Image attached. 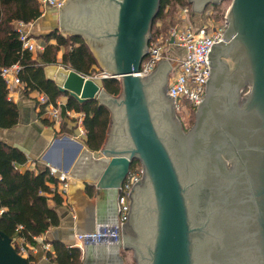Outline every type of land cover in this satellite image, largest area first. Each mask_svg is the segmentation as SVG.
Listing matches in <instances>:
<instances>
[{
	"label": "water",
	"instance_id": "1",
	"mask_svg": "<svg viewBox=\"0 0 264 264\" xmlns=\"http://www.w3.org/2000/svg\"><path fill=\"white\" fill-rule=\"evenodd\" d=\"M110 1L112 41L105 57L90 44L94 34L89 32L92 24L85 19V8L77 10L75 0H66L61 10H53L62 30L88 41L103 70L100 82L114 79L120 84L119 95L112 96L72 69L44 68L46 79L60 93L80 104L96 100L110 116L108 136L99 151L83 149V157L99 169L79 173L74 168L68 173L69 186L77 185L71 178L76 177L83 184L91 182L96 195L105 193L112 199L137 161L144 176L131 192L121 244L139 253L136 264H264V0H231L224 41L238 43V56H225L227 62L214 65L213 48L224 41L214 44L206 96L187 132L175 118V97L166 95L168 80L167 85L165 79L159 82L154 71L139 75L160 0ZM221 1L188 0L198 14ZM96 18L95 25L109 20L105 11ZM163 62L170 72L169 62ZM235 100L242 104L237 107ZM218 104L222 109L217 114L211 110ZM169 138L181 140L184 148L179 154L186 163L176 162ZM226 149H232L236 163ZM200 190L209 194L208 202L201 205L195 199L193 204L191 196ZM92 216L85 233L100 227L95 209ZM134 236L141 249L131 241ZM0 264H28L1 231Z\"/></svg>",
	"mask_w": 264,
	"mask_h": 264
},
{
	"label": "trees",
	"instance_id": "2",
	"mask_svg": "<svg viewBox=\"0 0 264 264\" xmlns=\"http://www.w3.org/2000/svg\"><path fill=\"white\" fill-rule=\"evenodd\" d=\"M185 7L191 9L187 0H160L151 36L163 35L168 14V29L174 26L173 18ZM41 15L36 0H0V73L3 68L18 64L21 68L19 79L26 95L32 92L44 94L52 103H56L61 95L66 96V102L61 107L62 117H65L66 111L81 114L84 144L90 152H97L106 137L110 118L108 110L96 100L80 104L68 94L60 93L54 82L46 79L44 74L46 66L60 65L85 77H95L101 73L94 69L97 61L81 37H64L56 28L43 36L46 44L42 52L23 50L20 35L13 24L34 23ZM101 83L108 94L119 95L120 84L117 80L107 79ZM17 122V107L8 99L6 84L0 76V128L10 129ZM26 162L27 158L22 152L0 142V209L4 210L0 216V231L11 240L19 238L24 244L34 247L37 237L59 224L58 216L49 206V201L62 205L64 194L59 192L62 183L57 176L50 174L49 169L38 170L36 173L20 172L19 167ZM134 164L139 162L135 161L132 166ZM92 192L93 187H85L87 196L91 197ZM46 253L47 258L56 264H81L78 249L55 244L53 251Z\"/></svg>",
	"mask_w": 264,
	"mask_h": 264
},
{
	"label": "built area",
	"instance_id": "3",
	"mask_svg": "<svg viewBox=\"0 0 264 264\" xmlns=\"http://www.w3.org/2000/svg\"><path fill=\"white\" fill-rule=\"evenodd\" d=\"M43 13L46 8H51L56 11L61 10V6L66 0H36ZM190 10L185 7L179 10L178 15L173 18L174 26L169 28L166 35L156 34L150 37L148 43V52L140 64V76H148L158 67L162 61H168L172 69L168 77V91L175 97L174 107L175 113L179 112L183 116H188L191 113L197 112L199 104L206 96V82L210 77V62L209 55L214 44L224 41L225 35V16L224 22L216 26L209 19L208 23H203L202 26L195 27L189 19ZM202 15V13H201ZM209 14L208 17H211ZM213 17V16H212ZM23 23H17L15 30L20 35L22 49L34 53L36 49H43L35 44L34 38L25 31ZM158 28L160 27L157 25ZM172 49L183 50L182 57H171ZM20 66L12 65L1 70L0 76L6 84L9 95L16 88L24 90V85L19 79ZM98 78L103 77L102 73L97 75ZM95 76V77H97ZM93 78V77H90ZM35 93L34 101L38 108L41 117L47 119L52 124L61 122V104L50 102L49 98L44 94ZM30 93V94H32ZM65 117L74 120L80 137H84L81 114L73 111H66ZM50 174L59 178L62 183L59 192L65 195L69 183L68 172H57L55 169H50ZM144 170L142 165L134 164L131 167L127 177L125 178L122 187L116 195V221L113 225L101 226L91 233H81L76 236V242L73 249L80 251V261L84 260V252L89 247H104L107 250H119L120 234L123 231V224L128 222L130 214V195L136 184L143 180ZM4 212L0 209V216ZM12 246L18 255L27 258L28 264H34L29 256L28 249L33 250V247L24 244L22 239L15 238L12 240ZM41 248L45 252L50 251V245L47 242L41 244Z\"/></svg>",
	"mask_w": 264,
	"mask_h": 264
},
{
	"label": "crops",
	"instance_id": "4",
	"mask_svg": "<svg viewBox=\"0 0 264 264\" xmlns=\"http://www.w3.org/2000/svg\"><path fill=\"white\" fill-rule=\"evenodd\" d=\"M191 8L189 15L198 14L194 12L193 6ZM201 18V14H198L190 20L191 24L196 27L202 26ZM194 19H197L199 25L193 22ZM16 24H13L14 29H16ZM174 51L180 52V57L184 55L183 50ZM98 84L102 86L101 82ZM34 97L35 93L26 95L23 90L16 88L9 95V100L17 107L18 122L10 129L0 128V142L18 149L27 158L26 164L19 167V171L36 173L38 170L52 168L58 173H69L76 168L79 173H92L99 169L98 165L96 166L92 161L83 157V149L86 148L84 137H80L74 120L62 117L60 123H50L40 116ZM58 101L65 104L66 96L61 95ZM107 136L108 132H106L105 139ZM80 145L82 148L79 149ZM72 159L74 161L69 171H66ZM71 178L76 180L77 185L68 186L62 205H55L51 200L49 201V206L58 216L59 224L37 237L33 250L29 248L27 251L34 264H56L47 258V253L42 250L41 244L47 242L50 245V252L53 251L55 244L67 248L73 247L76 236L88 232L92 225V209H95L102 220L100 227L113 225L116 221V195L109 199L105 193L96 195L93 188L92 196L89 197L85 194V187H92L91 182L87 181L83 184L78 178ZM118 252L119 250H107L104 247H89L84 252V260L81 264H94L97 260H99L98 264H122Z\"/></svg>",
	"mask_w": 264,
	"mask_h": 264
},
{
	"label": "flooded vegetation",
	"instance_id": "5",
	"mask_svg": "<svg viewBox=\"0 0 264 264\" xmlns=\"http://www.w3.org/2000/svg\"><path fill=\"white\" fill-rule=\"evenodd\" d=\"M196 1L198 3H201L203 0H196ZM75 3L78 6L77 10L79 8H81V9L85 8L86 9L85 19L89 25L92 24L89 28V32L93 33L94 36L90 39V44L102 56H104V57L107 56L109 53V46H110L111 41H112V39L109 38V35L112 32V15H113L112 13H113L114 3L110 0H75ZM206 8H207V6H206ZM206 8L204 10H206ZM103 11H105V13H108L109 20L105 21V22L100 20L101 24L95 25L96 23H98V22H96L98 20V18H96V17L98 15H100ZM95 18H96V21H95ZM237 46H238L237 42L230 43L229 40L227 41V38H226V40L222 44L217 45L213 48L212 55L210 57L211 63L214 65H217L222 61L227 62L225 56H231V57L238 56V54L236 53L237 49H238ZM153 74H154V76H156V78L159 82H162V80L165 79L166 85H167V80L169 77V67L167 68L165 62L159 64V66L155 69ZM165 88H166V86H165ZM243 94H244V92L242 91L241 95H240V100L242 99ZM240 100H235L237 107L242 104V101H240ZM220 106H222V105L218 104L216 107H212L213 109L211 111L214 113L217 112V114L220 113L219 111L222 109ZM209 115H211V112H209ZM197 117H198L197 112H195L194 114L191 113L186 117L187 123L183 124L178 119L177 113H175V118L179 122L180 128L183 132L189 131L194 126ZM169 145L171 146V149L173 150L176 162H179V165H181L180 160H181V162L186 163L187 161L185 160V158L181 154H179V150L181 148H184L183 147L184 145H183V143H181V140L180 139L172 140V138H169ZM224 153L226 155H228L232 161H234V162L237 161L236 160L237 158H236L235 154L233 153L232 149H231V151L226 149V151H224ZM233 169H234V167L231 170V176L233 175ZM225 174H228V172L225 171ZM208 198H209V194L207 192H204L203 190H200L194 196H191L190 202H192L194 204L195 199H196V200H198V201L200 200L202 202L201 205H204L205 202H208ZM143 221H144V218L141 221V223H143ZM131 241L135 242L136 245L138 246V248L141 249L140 248L141 244L138 243L137 237L134 236L131 239ZM133 249L131 250L133 253L132 257L135 259V256H137V257L139 256V253ZM135 261H136V259H135ZM97 262H99V260H97Z\"/></svg>",
	"mask_w": 264,
	"mask_h": 264
},
{
	"label": "rangeland",
	"instance_id": "6",
	"mask_svg": "<svg viewBox=\"0 0 264 264\" xmlns=\"http://www.w3.org/2000/svg\"><path fill=\"white\" fill-rule=\"evenodd\" d=\"M190 4L192 6V3H190ZM230 4H231V0H223L218 6L209 4L207 6L206 10H204L205 12L203 11L204 14H203V17L201 18V22L205 24V23L209 22V19H211L213 21L214 25H216V26L220 25L221 23L224 22V13L228 10ZM191 10H192V8H191ZM43 12H44V14L37 21H35L34 23L25 24V26H24L25 31L28 32L31 37H34L35 44L40 46L41 48H43L41 50L36 49L34 51V53L42 52L44 50L46 42H45V39L43 38V36L47 35L51 30H54L55 28L57 29L58 33L63 35L64 37L70 36V34L66 33L64 30H62V27H60L58 15L56 12L53 11V9L46 8L45 11H43ZM209 14H212L213 17L212 16L208 17ZM169 15L170 14L167 15L166 20H165V24L163 27L164 28L163 29L164 30L163 36L166 34L168 27L170 26L169 21H168ZM177 15H178V13H177ZM195 16H198V14H195ZM195 16L189 15L190 20H192V18H194ZM193 22L196 25H199L197 19H194ZM83 41L88 46V49L90 50V52H92V54L94 55V51L92 50L88 41L86 39H83ZM174 50L175 49H172L170 52L171 57H177V56L181 55L180 52H175ZM59 60H60V57H59ZM57 66H60V65H57ZM94 69H95V71H101V72L103 71L102 67H100L98 64H97V66H95ZM88 78H90V77H88ZM92 79L94 81H97L98 83H100V80H99L100 78H98V76L93 77ZM177 117L181 123H183V124L187 123V118H186L187 116H183V114L177 112ZM123 238H124V231H122L120 234V246L123 243ZM118 254H119L118 257H119L120 262L122 264H136L135 259L132 257L133 253H132L131 249H126L123 246H121ZM94 264H98V262H94Z\"/></svg>",
	"mask_w": 264,
	"mask_h": 264
},
{
	"label": "bare ground",
	"instance_id": "7",
	"mask_svg": "<svg viewBox=\"0 0 264 264\" xmlns=\"http://www.w3.org/2000/svg\"><path fill=\"white\" fill-rule=\"evenodd\" d=\"M114 255V254H113Z\"/></svg>",
	"mask_w": 264,
	"mask_h": 264
}]
</instances>
